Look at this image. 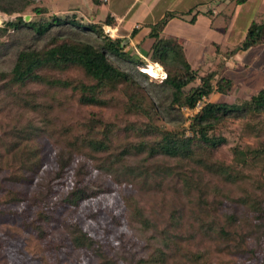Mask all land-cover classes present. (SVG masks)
Here are the masks:
<instances>
[{"label": "trees", "instance_id": "obj_1", "mask_svg": "<svg viewBox=\"0 0 264 264\" xmlns=\"http://www.w3.org/2000/svg\"><path fill=\"white\" fill-rule=\"evenodd\" d=\"M228 1L237 6L247 0ZM26 13L31 15L27 22ZM0 14L14 16L0 27V175L5 176L1 182L31 183L40 166L35 143L39 139L59 148L58 170L51 180L60 182L70 160L82 159L69 190L52 206L70 215L65 249L90 252L96 264H165L163 249L170 248L163 233L154 232L135 205L126 229L134 240L153 247L147 255L118 251L108 242L94 240L75 221L71 209L83 201L103 199L100 188L92 190L83 182L84 165L117 186L124 184L140 193L161 190L189 195L203 186L188 182L184 161L208 179L239 186L235 197L220 194L219 199L250 215L255 222L251 252L262 249L264 254V88L228 102H209L213 93L229 97L237 85L217 70L199 75L177 39L160 38L171 19L185 14L165 12L149 26L148 60L165 73L161 81L139 71L146 63L126 54L124 39H111L103 32V26L113 25L109 16L101 24L82 25L73 15L48 16L47 7L35 6L34 0H0ZM196 15H191L190 24ZM228 19L225 16L224 22ZM135 34L132 29L129 37ZM261 44L264 22L252 23L239 43L224 50L217 67L222 69L225 60ZM218 49L215 45L216 55ZM197 105L199 109L185 118L181 109L193 111ZM223 149L228 160L215 159ZM32 195L41 204L48 192L34 190ZM8 202L19 199L12 195ZM115 205L105 207L120 213ZM186 214L185 240L192 246L187 244L181 251L187 264H212L203 237L224 244L219 250L236 248V235L218 217H204L191 207ZM51 219L53 211L34 214L30 223L37 240L44 237L46 227L51 228ZM218 264L239 263L225 259ZM257 264H264V259Z\"/></svg>", "mask_w": 264, "mask_h": 264}, {"label": "rangeland", "instance_id": "obj_2", "mask_svg": "<svg viewBox=\"0 0 264 264\" xmlns=\"http://www.w3.org/2000/svg\"><path fill=\"white\" fill-rule=\"evenodd\" d=\"M114 2L116 0H108L107 3L95 6L90 0H34L35 6L47 7L48 16L56 14L60 18H65L73 15V18L82 25L101 24L109 14L110 6ZM169 2L173 1L169 0ZM200 2L203 4H198L197 11L203 14L195 17L194 24L188 22L191 15L196 12L195 9H192L189 15L185 14L171 19L160 34V38L175 39L178 37L179 43L183 45L187 62L192 69L198 70L199 75L208 70H217L220 75L235 80L237 76L233 70H230L233 67L231 61L226 65L228 68L231 67L228 71L217 67V64L221 60L224 50L239 43L252 23L261 24L264 22L263 15H259V1L247 0L245 4L237 6L232 2L224 6L223 2L227 1L223 0H201ZM212 10L214 15L209 14ZM207 11L209 13L206 14ZM217 13L218 15H216ZM24 16H28L30 20L29 13ZM225 16L229 18L227 23L224 22ZM13 17L0 14V27L13 20ZM160 18L155 14V22ZM152 24L132 23L129 19L123 23L119 32L122 35L121 39L127 41L124 49L126 54L132 56L133 59H141L146 65L152 64L148 60V51L145 47L137 45L138 38L136 36L144 34V31L148 30ZM132 29L136 30V34L130 38ZM102 30L109 38H115L114 30L105 26ZM82 35L94 36L92 33ZM118 37L120 38V36ZM214 45L219 48L217 55ZM141 84L146 85L144 82ZM235 88L227 98L213 93L208 101L221 102L225 100L228 102L235 96L241 97L243 94ZM181 111L187 119L196 112V110L186 109H181ZM187 122L183 124V127L187 125ZM186 135L189 136L188 133ZM35 143L38 147L40 166L32 176L30 184L11 185L5 181L1 182L5 176L0 175V264H96V258L90 252L65 249V244L70 237V215L62 213L60 208H52L53 204L64 197L69 190L74 170L82 159L73 157L66 166V175L62 176L60 182L51 180L58 170L59 148L51 146L43 139H39ZM214 158L227 161V150L216 152ZM182 165L188 182L195 187L199 184L202 185L201 190H196L189 195L184 192L161 190L140 193L124 184L117 186L107 176L84 165L82 167L86 173L82 177L83 182L92 190L100 188L99 190L103 191V199H90L87 202L79 203V206L71 209L73 218L78 221L83 231L94 240L108 242L118 251L135 252L137 256L147 255L153 247L148 246L146 241L134 240L132 232L126 229L127 217L135 205L150 221L154 232L163 233L170 248L169 250L163 249L166 255L165 264H187L181 250L189 244L185 240L189 230L186 213L191 207L204 217L210 214L218 217L220 224L237 237L234 241L236 245L234 250L226 248L219 250L224 247V244L215 242L211 237H203L202 246L208 251L212 264L224 262L225 259H232L239 264L261 263L264 259L263 250L251 252L255 248L252 230L254 220L250 219L247 212L234 208L228 201L219 199L220 194L235 197L239 194V186L225 185L216 179H208L188 162L183 161ZM34 190H40L42 193L48 192L47 198L41 204L33 200ZM12 195L16 196L19 202H8ZM114 202H116L120 213L106 209V204L113 207ZM41 210L53 211V220L51 219L50 222L51 228L46 227L44 237L37 240L30 222L34 214ZM146 235L150 234L144 233V236ZM115 236H119L120 240H117ZM189 246L191 247L192 244L190 243Z\"/></svg>", "mask_w": 264, "mask_h": 264}, {"label": "crops", "instance_id": "obj_3", "mask_svg": "<svg viewBox=\"0 0 264 264\" xmlns=\"http://www.w3.org/2000/svg\"><path fill=\"white\" fill-rule=\"evenodd\" d=\"M100 3H107L108 0L100 1ZM170 3L169 0H116L114 4L110 6L109 14L107 16L111 17L113 25L112 27H107L114 30L116 33L115 38H122V35L119 34L123 23L130 21L132 23H155L154 16L162 17L165 12H173L176 14H185L189 10L195 9L198 16L200 11H197L198 4L201 0H172ZM195 1V2H194ZM224 3V6L229 4L228 0ZM259 3V15L264 17V0H258ZM245 4V3H244ZM97 12V11H96ZM154 15V16H153ZM210 15H214L213 10ZM218 15V13L216 14ZM145 19V21H144ZM195 22V20H194ZM194 22L192 24H194ZM169 23V22H168ZM167 23V24H168ZM166 24V25H167ZM127 30V29H126ZM125 30V31H126ZM131 31V30H130ZM148 30L144 31V34L136 36L137 45L142 48L145 47L148 51L151 40L147 37ZM129 35V34H128ZM128 37V36H125ZM135 37V36H134ZM178 37H175L177 39ZM178 40V39H177ZM183 46V45H181ZM215 46V45H214ZM229 61H231L232 68H228ZM156 65V64H155ZM161 69V68H160ZM225 71L233 70V73L236 74L235 81L237 85V90L241 94H254L260 89L264 88V44L250 47L245 51L234 55L233 57L225 60L223 68ZM162 70V69H161ZM223 70V74H224Z\"/></svg>", "mask_w": 264, "mask_h": 264}, {"label": "bare ground", "instance_id": "obj_4", "mask_svg": "<svg viewBox=\"0 0 264 264\" xmlns=\"http://www.w3.org/2000/svg\"><path fill=\"white\" fill-rule=\"evenodd\" d=\"M155 67V68H154ZM158 65L154 66L153 64H148V67H144L145 71L151 76L155 77L157 73L160 71V68Z\"/></svg>", "mask_w": 264, "mask_h": 264}, {"label": "built area", "instance_id": "obj_5", "mask_svg": "<svg viewBox=\"0 0 264 264\" xmlns=\"http://www.w3.org/2000/svg\"><path fill=\"white\" fill-rule=\"evenodd\" d=\"M154 66H156L154 64ZM145 67H148V65H146ZM155 68V67H154ZM140 71L145 73V74H148L145 69L143 68H140ZM149 75V74H148ZM150 76V75H149ZM151 77V76H150ZM152 78H158L159 80H163L165 79V73L160 69V71L157 73V75L155 77H152ZM199 109V105L196 106L195 110L197 111Z\"/></svg>", "mask_w": 264, "mask_h": 264}, {"label": "water", "instance_id": "obj_6", "mask_svg": "<svg viewBox=\"0 0 264 264\" xmlns=\"http://www.w3.org/2000/svg\"><path fill=\"white\" fill-rule=\"evenodd\" d=\"M23 20H24L25 22H27V21L29 20V17H28V16H24V17H23ZM125 42H127V41H124L123 44H125Z\"/></svg>", "mask_w": 264, "mask_h": 264}]
</instances>
